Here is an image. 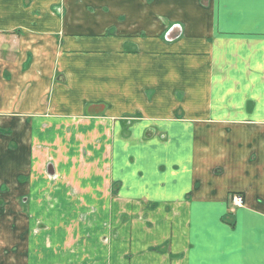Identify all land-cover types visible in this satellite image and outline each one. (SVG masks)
<instances>
[{
	"label": "crops",
	"instance_id": "crops-1",
	"mask_svg": "<svg viewBox=\"0 0 264 264\" xmlns=\"http://www.w3.org/2000/svg\"><path fill=\"white\" fill-rule=\"evenodd\" d=\"M0 200V262L264 264V0H0Z\"/></svg>",
	"mask_w": 264,
	"mask_h": 264
},
{
	"label": "rangeland",
	"instance_id": "rangeland-1",
	"mask_svg": "<svg viewBox=\"0 0 264 264\" xmlns=\"http://www.w3.org/2000/svg\"><path fill=\"white\" fill-rule=\"evenodd\" d=\"M236 196V194L235 195H232L231 197H230V201H231V206H232V208L235 210V209H238V208H241V207H243V204H235V202H234V200H233V198ZM243 199V198H242ZM18 201H19V203H20V205L22 206L23 204H22V202H23V200L22 199H18ZM23 203H26L25 201L23 202ZM244 203V202H243ZM5 203L3 202V201H1L0 200V208L2 209V208H4V205ZM23 208H26V205H23L22 206ZM28 217H29V215H28ZM67 219H66V221H65V223H70V221L72 220V218H71V216H67L66 217ZM43 220H46V218H44L43 217ZM74 221H76V218L74 219ZM63 224V223H62ZM58 251H61L62 252V249H59ZM53 256V255H52ZM63 255L62 254H59V255H56V256H53L52 258H51V260H49V262H47L48 260H46L45 262H41V263H39V264H47V263H50V264H54L55 262H57V263H59V264H65L66 262H64L65 260L63 259ZM0 258H1V256H0ZM9 256L7 255H5V253L3 254V257H2V259H1V261L2 262H0V264H10L11 262H10V260H9ZM12 261V260H11Z\"/></svg>",
	"mask_w": 264,
	"mask_h": 264
},
{
	"label": "built area",
	"instance_id": "built-area-1",
	"mask_svg": "<svg viewBox=\"0 0 264 264\" xmlns=\"http://www.w3.org/2000/svg\"><path fill=\"white\" fill-rule=\"evenodd\" d=\"M235 204H243V199L241 196L239 195H236L234 198H233Z\"/></svg>",
	"mask_w": 264,
	"mask_h": 264
}]
</instances>
